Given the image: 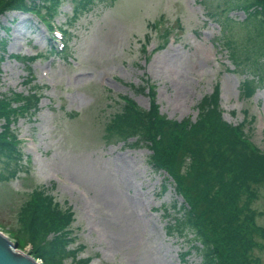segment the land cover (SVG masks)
<instances>
[{"label":"rangeland","instance_id":"1","mask_svg":"<svg viewBox=\"0 0 264 264\" xmlns=\"http://www.w3.org/2000/svg\"><path fill=\"white\" fill-rule=\"evenodd\" d=\"M58 4L48 16L56 15L48 19L51 35L30 13L0 11L7 40L0 94L40 91L38 105L9 125L20 158L0 156V231L32 254L18 214L38 187L69 211L64 230L74 253L65 264H201L191 241L168 233L171 206L186 204L172 177L147 162V146L125 143L107 128L123 96L148 109L150 87L162 115L194 121L198 102L217 86L223 119L264 151V87L244 63L245 52L257 50L255 29L249 34L245 12L224 9L225 0ZM79 5L83 11L75 12ZM255 189L249 228L264 227V187ZM202 222L222 250L213 222ZM254 256L264 264L263 247Z\"/></svg>","mask_w":264,"mask_h":264},{"label":"trees","instance_id":"2","mask_svg":"<svg viewBox=\"0 0 264 264\" xmlns=\"http://www.w3.org/2000/svg\"><path fill=\"white\" fill-rule=\"evenodd\" d=\"M41 1L42 6L35 0H0V11H35L47 17L51 16L52 9L60 6L61 0ZM225 4L224 9L245 12L243 23L249 34L255 29L257 46L253 44V48L257 50L245 52L244 63L252 72L251 79L264 87V0H225ZM80 5L75 12L83 11ZM2 28L5 32L8 30ZM48 33L51 34L50 29ZM6 46L5 36H0V57ZM50 47L55 48L51 44ZM235 56L232 54L234 59ZM150 88L148 109L132 98L121 97V111L113 116L107 130L125 143L132 139V146H147L151 150L147 162L172 177L176 191L182 194L186 204L171 206L174 217L168 233H177L191 241L201 264H219L220 258L231 264H260L254 251L264 248V227L249 228L248 225L253 224L256 216L249 197H258L256 185L264 187V151L255 146L243 127L223 119L217 86L198 102L194 121L189 117L176 121L162 115L154 100L156 92ZM39 93L30 88L27 94L15 90L0 94V121H3L0 156L3 158H20L16 134L9 125L38 105ZM28 196L18 217L20 231L32 246V254L44 264H65L74 253L69 232L64 230L70 223L69 211L61 209L42 188L32 189ZM213 213L216 216L212 217ZM202 220L213 222L219 243L225 244L222 250Z\"/></svg>","mask_w":264,"mask_h":264},{"label":"water","instance_id":"3","mask_svg":"<svg viewBox=\"0 0 264 264\" xmlns=\"http://www.w3.org/2000/svg\"><path fill=\"white\" fill-rule=\"evenodd\" d=\"M38 262L31 255H26L17 249L0 231V264H36Z\"/></svg>","mask_w":264,"mask_h":264},{"label":"bare ground","instance_id":"4","mask_svg":"<svg viewBox=\"0 0 264 264\" xmlns=\"http://www.w3.org/2000/svg\"><path fill=\"white\" fill-rule=\"evenodd\" d=\"M36 264H40L39 262H36Z\"/></svg>","mask_w":264,"mask_h":264}]
</instances>
